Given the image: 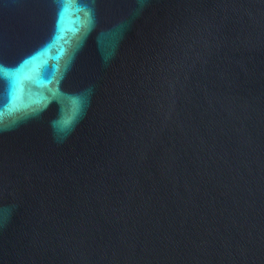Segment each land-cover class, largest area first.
Returning <instances> with one entry per match:
<instances>
[{
	"label": "water",
	"instance_id": "95a60500",
	"mask_svg": "<svg viewBox=\"0 0 264 264\" xmlns=\"http://www.w3.org/2000/svg\"><path fill=\"white\" fill-rule=\"evenodd\" d=\"M0 264H264V0H0Z\"/></svg>",
	"mask_w": 264,
	"mask_h": 264
}]
</instances>
